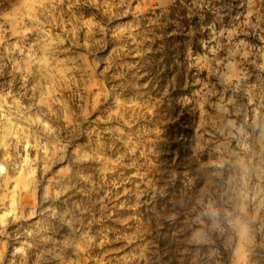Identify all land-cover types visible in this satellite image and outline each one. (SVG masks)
<instances>
[{
    "label": "rangeland",
    "instance_id": "1",
    "mask_svg": "<svg viewBox=\"0 0 264 264\" xmlns=\"http://www.w3.org/2000/svg\"><path fill=\"white\" fill-rule=\"evenodd\" d=\"M0 264H264V0H0Z\"/></svg>",
    "mask_w": 264,
    "mask_h": 264
}]
</instances>
